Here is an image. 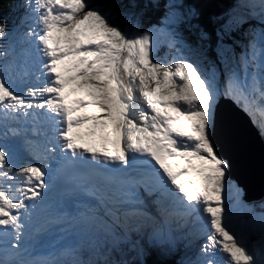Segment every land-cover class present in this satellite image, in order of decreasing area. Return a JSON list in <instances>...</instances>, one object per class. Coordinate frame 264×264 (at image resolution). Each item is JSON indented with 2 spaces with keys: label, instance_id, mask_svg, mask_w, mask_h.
<instances>
[{
  "label": "snow or ice",
  "instance_id": "snow-or-ice-1",
  "mask_svg": "<svg viewBox=\"0 0 264 264\" xmlns=\"http://www.w3.org/2000/svg\"><path fill=\"white\" fill-rule=\"evenodd\" d=\"M23 7L20 25L11 32L0 24V121L22 115L35 122L43 117L52 122L54 131L47 152L58 150L66 159L81 163L90 158L96 165L121 166V187L107 210L116 224L121 217L148 218L142 207H125L142 205L133 199L132 189L137 186L149 196L157 195L158 205L164 198L188 214L200 213L206 239L197 257L186 264H217L210 258L217 252L225 254L223 264H264V244L250 251L226 223L222 192L228 164L213 139L219 93L200 68L183 58L173 57L167 63L155 59L157 42L151 30L140 32L137 25V34L131 35V18L128 31L110 22L116 3L108 6V12L89 7L86 0H24ZM24 25L26 30L20 32ZM14 54L24 57L22 64L8 60ZM33 55L38 74L25 71L24 75L33 74L43 84L18 94L2 73L25 67ZM222 95L264 113V29L249 41ZM36 131L34 127L33 134ZM260 131L264 135V126ZM8 133L18 136L20 130L9 128L4 135ZM138 156L145 159L137 161ZM137 162L147 169L133 168L136 175H132L128 168ZM46 175L39 165L17 169L0 148V244H9L17 253L29 214L26 201L42 200ZM18 177L24 187L7 183ZM165 211L161 207V213ZM10 235L11 241L3 240ZM131 243L137 255L144 254L143 245ZM147 243L164 247L171 241L147 234ZM0 264L61 262L0 258Z\"/></svg>",
  "mask_w": 264,
  "mask_h": 264
},
{
  "label": "rangeland",
  "instance_id": "rangeland-1",
  "mask_svg": "<svg viewBox=\"0 0 264 264\" xmlns=\"http://www.w3.org/2000/svg\"><path fill=\"white\" fill-rule=\"evenodd\" d=\"M89 1L92 3L86 0L89 7H99L105 12L110 10L108 7L110 4L105 6L102 4L103 1L101 0ZM163 1L164 2L161 4V12H158L159 14H157V19L152 21L145 18L144 14L148 11L146 8L149 7V5L152 7L159 6V0H147L146 2H148L149 5L146 3V8L143 10L137 8L134 3L119 5V2L117 1L112 2L111 4L116 3L117 7L110 10V22L120 27L122 30L128 31L129 18H131L133 26V30L129 32L131 35L137 34L135 31V27L137 25L140 32L151 30L153 32L154 39L157 42V46L154 51L155 59L165 63L171 61L173 57L191 61L200 68L201 73L205 76V78L209 79V81L213 84V87L217 89L219 93L215 111L220 102L227 103L224 101L225 99L231 103V100L233 99L228 100V98L224 97L222 93L228 86L230 72L238 67V62L242 55L244 45L240 47V44L235 45L233 43V45L230 46L225 43L231 39L229 38L231 37L229 36L230 32L232 33V30L237 29L239 26V22L237 20L238 13L234 15L231 19L232 22L228 24L224 31L217 33L215 42L216 46H214L211 53H209L208 51L210 49L208 50L207 47L210 45V39H208V37L201 32V29L194 25V11L184 7L182 0ZM23 4L24 0H17L16 2L17 10L19 11L16 21L18 26L20 25L21 18L25 14ZM26 28L27 25L20 26L19 31L23 32ZM259 33L260 32H253V35L249 38V40H252L254 35L258 37ZM5 39L7 40L8 37H5ZM172 41L176 42L175 47H169V44ZM5 47H7V44H5ZM25 47L28 46L25 45ZM17 53H19V48L17 49ZM13 59L17 61V64H22L24 57L17 54L8 57L9 61ZM0 63H3V61H0ZM37 69L38 62L36 61L35 55H33L28 59L25 67H13L10 70H6L2 74L4 75L6 82L10 83L18 94H23L29 87L42 86L43 81H38L35 75H24L25 71L38 74ZM9 77L11 78L9 79ZM71 98L77 97L73 96ZM239 103L241 104L240 110H242V112L247 114L245 111H248L251 115L253 114V116L256 117L255 115L257 110L255 106L250 109V107H248L242 100ZM215 117L216 115L214 112V120ZM25 118L26 117L19 115L16 118H8L0 121V148H3L9 153L11 162L17 169L30 164L36 165L35 162H37V159L41 157L39 154L38 157L32 156L29 152L31 148L27 150V144L23 142L26 140V137L22 131H26L28 128L24 124ZM256 118L257 121H260V123L264 122V113L261 112ZM9 128L19 129L20 135L12 136L10 133L4 135L8 132ZM32 139L34 141V138ZM227 178L226 187L222 192L223 204L226 209V223L228 224L230 230L235 233L238 238H243L245 246L250 251L255 252L261 244H264V220H262V214H264V211L262 210L260 212L259 208L252 205L253 203L247 204L243 202V191L237 187L234 181H231L229 177ZM7 183L17 184L15 181ZM90 213L91 215L79 217L76 219V222L74 221V223H71L69 226L70 232L66 236H64V232H61L58 235L59 239L57 242L50 246L45 253L48 255L46 257L47 259L57 260L61 262V264H64L65 262L66 264H74V262H79V264H103L106 261V258H98V256H95L92 251H94L95 248L93 245L97 243L94 242L96 232L93 230L104 229L107 223L99 219L102 215L98 214L99 212L90 211ZM178 213L183 214L182 211L178 209L177 214H174L173 218L168 216L170 214H166V216L169 217L168 220L172 221L169 224V226L173 224L171 231L173 233H177L179 239L183 238L185 245L186 243H192V246L189 245L190 248L188 252H186L188 255L181 261L182 264H186L187 261L193 260L197 257L200 246L206 239V225L202 219H198L201 215L200 213H191L187 217L181 216ZM156 215L161 217V213L159 212H156ZM92 216L97 219L93 220ZM147 216V219L141 220L140 218L139 221L142 224L149 223L148 219H150L151 216L148 213ZM121 220L124 221V219ZM85 223H88L90 227L84 225ZM161 223L162 220H160L159 223L160 228ZM111 225H116L124 231L134 229V227L132 228V223L116 224L114 222V224ZM162 232L161 236H163V239L170 241V234H167L166 230L163 228ZM158 236L160 235L158 234ZM195 240L197 241L196 245ZM210 258L215 259L217 264H223V260L226 257L224 253L217 252L214 257ZM32 259L34 258H18L17 261L28 262Z\"/></svg>",
  "mask_w": 264,
  "mask_h": 264
},
{
  "label": "trees",
  "instance_id": "trees-1",
  "mask_svg": "<svg viewBox=\"0 0 264 264\" xmlns=\"http://www.w3.org/2000/svg\"><path fill=\"white\" fill-rule=\"evenodd\" d=\"M102 4L107 6L112 2H119V5H126L128 3H134L137 8L143 10L146 8L147 0H101ZM17 0H0V24L7 26V29L11 32L18 26L16 23L19 11L16 6ZM88 2H90L88 0ZM163 0H159V6L152 7L149 5L148 10L144 16L150 21L157 19L158 12H161ZM92 3V2H90ZM183 5L186 8L194 11L195 21L194 25L201 29V32L210 37V46L213 48L216 42V32L221 31L225 22H229L225 19L217 20L219 16L216 11L221 12V15H227L229 11L238 13L239 27L235 29L230 41L225 43L232 46L233 43L240 44V47L244 45L242 53L247 48L249 38L255 31V22L262 21L264 19V0H183ZM201 13V14H200ZM219 19V18H218ZM264 24V23H263ZM242 50V49H241ZM211 52L210 50L208 51ZM230 100V99H229ZM233 101L237 107H241V104L235 100ZM253 107V106H252ZM250 107V109L252 108ZM245 111V109H244ZM249 118L253 121L264 143V135H261V127L248 111H245ZM1 130V127H0ZM228 176H226V180ZM255 207H259L260 212L264 211V200L258 204H254ZM133 230L124 231L119 227L109 226L106 230L100 231L96 235L98 244L94 251L95 256L98 258H106L103 264H182V260L188 255L186 252L189 250V245H185L183 238H177L175 233H172L171 243L164 247H153L147 243V234H156L155 226L151 223L142 224L140 221L136 222L132 228ZM135 242L137 245H143L144 254L137 255L136 250L132 247L131 242ZM196 241V240H195ZM197 241L195 242V245ZM94 258V257H93ZM92 259V258H91Z\"/></svg>",
  "mask_w": 264,
  "mask_h": 264
},
{
  "label": "water",
  "instance_id": "water-1",
  "mask_svg": "<svg viewBox=\"0 0 264 264\" xmlns=\"http://www.w3.org/2000/svg\"><path fill=\"white\" fill-rule=\"evenodd\" d=\"M216 13L220 16L217 20L222 18L229 20V22L222 23L224 26L221 31L225 30L237 14L233 10L227 15H221L219 11ZM262 29H264V24L260 20L256 21L255 31L260 32ZM232 31L234 32L235 29ZM230 35H232L231 32ZM207 37L210 39L209 36ZM210 45L207 49L212 51ZM224 101L227 103L220 102L216 107L213 139L218 148V154L228 163L229 179L243 191V202L258 204L264 200V143L249 117L234 103L226 99Z\"/></svg>",
  "mask_w": 264,
  "mask_h": 264
},
{
  "label": "bare ground",
  "instance_id": "bare-ground-1",
  "mask_svg": "<svg viewBox=\"0 0 264 264\" xmlns=\"http://www.w3.org/2000/svg\"><path fill=\"white\" fill-rule=\"evenodd\" d=\"M201 14V13H200ZM239 108H241L240 106H239ZM242 111V110H241ZM259 114V112L257 111V113H256V117H257V115ZM256 117H254V119L257 121V118ZM33 120V118L30 116V117H27V120L25 121L26 123H27V125H28V122H31ZM259 123H260V121H258ZM261 124H263L264 125V122H262ZM24 130V129H23ZM26 130V129H25ZM30 130L28 129V131L26 130V131H22V133L24 134V136L26 137V140L25 141H23V139H22V141L23 142H25V144H27V148H28V150L31 148V150H30V153H33V155H36L37 153H39V150L35 147V145H34V142H33V139L32 138H29V137H31V135H30ZM21 141V140H20ZM118 146V145H117ZM47 160V158H45V161ZM37 165H38V163H37ZM20 178V177H19ZM105 197H106V195H104ZM105 199H107V197L105 198ZM108 200V199H107ZM111 200H109V205L111 206L112 204H111V202H110ZM148 205H150L151 206V210H147V208L149 207ZM112 207V206H111ZM110 207V208H111ZM143 209H145V212H147L151 217H150V219H148V220H150L151 222H153V224L157 227V229H160L161 231L159 232V235L161 236V233H163L162 232V228L164 229V230H166V233L168 234L169 233V231H170V227H169V224H170V222H172V221H170V220H168L169 219V217H167L164 213L162 214L161 213V207L159 206V205H157L156 203H154V202H151V201H149V202H147V201H144V203H143ZM183 209V208H182ZM100 210H103L104 211V209L102 208V207H100ZM147 210V211H146ZM184 210V209H183ZM178 211V210H177ZM177 211H175L174 210V213L172 214V215H170V218H173V216H174V214H177ZM156 212H159V213H161V217L159 216V215H156ZM184 212L185 213H187L185 210H184ZM177 217V216H176ZM92 219L93 220H96L97 218H93L92 217ZM99 219H101V220H103V221H105V222H107V223H109V224H114V218L112 217V216H110V215H108L107 214V212H103L102 213V215H101V217L99 218ZM121 219H124V221L123 220H121L120 221V223L121 224H126V223H128L130 220H128V219H125V218H123V217H121ZM160 220H162V223H161V228H160V225H159V223H160ZM178 222V221H177ZM162 238H163V236H161ZM48 255H45V256H43V257H40V258H46Z\"/></svg>",
  "mask_w": 264,
  "mask_h": 264
}]
</instances>
